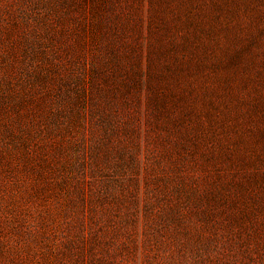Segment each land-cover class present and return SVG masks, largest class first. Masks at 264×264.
I'll return each mask as SVG.
<instances>
[{
  "label": "rangeland",
  "instance_id": "374dc122",
  "mask_svg": "<svg viewBox=\"0 0 264 264\" xmlns=\"http://www.w3.org/2000/svg\"><path fill=\"white\" fill-rule=\"evenodd\" d=\"M0 264H264V0H0Z\"/></svg>",
  "mask_w": 264,
  "mask_h": 264
}]
</instances>
